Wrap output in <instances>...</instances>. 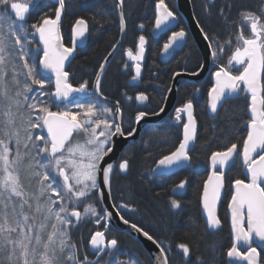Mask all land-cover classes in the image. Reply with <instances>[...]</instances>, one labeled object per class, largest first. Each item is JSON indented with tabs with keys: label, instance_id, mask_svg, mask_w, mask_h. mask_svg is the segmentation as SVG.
I'll return each mask as SVG.
<instances>
[{
	"label": "snow or ice",
	"instance_id": "6c2138e0",
	"mask_svg": "<svg viewBox=\"0 0 264 264\" xmlns=\"http://www.w3.org/2000/svg\"><path fill=\"white\" fill-rule=\"evenodd\" d=\"M31 3L32 0H0V264H139L137 260L120 259L117 254L119 241L109 239L105 231L96 230L90 234L88 244L99 258L94 262L89 260L88 255L80 259L78 245L71 240L69 230L87 218H92V223L96 225L105 221L102 227H109L112 213L107 208L98 211L96 204L84 201L98 194L102 202L98 173H102L103 187L109 190V199H112L111 174L114 164H103L104 158L114 150L115 137H131L136 129L125 133L122 124L116 122L115 114L121 112L119 102L114 113L113 109L98 101L81 103L72 98L74 93H88V84L85 81L74 87L69 82V72L65 70V62L74 51L72 47H65L59 37L58 22L65 0H58L55 19L45 17L42 22L31 25V29L35 30L32 35L39 34L43 55L39 58V66L30 62L33 41L29 39L24 21ZM123 5L124 0H117L121 33L126 27ZM156 10L157 29L175 18L165 0H157ZM220 15H225L223 8ZM240 17L237 44L228 64L241 65L243 70L237 75L225 67L213 72L215 83L208 92V103L215 113L226 99L241 92L248 94L250 117L246 122L247 135L243 139L242 149L232 143L223 151L211 153L213 170L204 183L202 205L208 226L213 229L219 227L221 221L216 215V203L224 187L226 169L237 155L241 156L249 182L240 179L234 181L235 191L228 205L233 243L226 254L230 260L261 264L264 248L258 251L253 244L258 241L259 245H264V2L258 11L242 10ZM197 27L204 39L209 41L208 47L215 60L224 47L213 49V38L199 22ZM246 28L250 30L249 35H245ZM87 29L88 24L84 19L76 20L73 27L74 46L76 38L84 37ZM185 35L183 29L173 32L163 46L164 51L167 52ZM145 43V37L140 35L135 54L131 49L126 51L128 58L135 62L132 80L140 77L139 61L143 58ZM226 43L231 46L232 41ZM107 59L105 57V61ZM104 68L105 64L102 63L94 85L95 93L100 96L103 95L101 73ZM47 73L54 77L55 87L51 92L45 91V85L51 82ZM147 99L144 93L136 96V100L141 102ZM68 104L79 111L73 112ZM53 105L58 110L52 111ZM60 105L64 107L60 108ZM163 111L164 108H160V112ZM175 112L178 122L183 119L181 113L187 115V122L183 123V138L174 151L157 161L159 168L181 166L191 159L189 152L197 132L193 102L188 100ZM146 115L143 111L138 112L136 122L139 123ZM108 116L113 119H108ZM37 128L46 129L47 135H34L32 130ZM81 132L86 137L84 142L73 143L74 135ZM129 167V159L120 161V172H127ZM24 175L29 181L35 180L38 185L35 192L28 191L22 179ZM184 183L181 181L178 187L183 188ZM81 204L82 211L79 210ZM119 207L127 208L128 205L120 204ZM170 207L177 209L180 204L172 199ZM116 215L124 224L130 223L119 211ZM130 227L159 249L155 254V264H170V248L137 224L131 223ZM241 243L246 246V251L240 250ZM177 248L184 257L190 256L191 248L187 243H180ZM102 253L112 259L103 260ZM197 260L199 262L200 258Z\"/></svg>",
	"mask_w": 264,
	"mask_h": 264
},
{
	"label": "trees",
	"instance_id": "16d2710c",
	"mask_svg": "<svg viewBox=\"0 0 264 264\" xmlns=\"http://www.w3.org/2000/svg\"><path fill=\"white\" fill-rule=\"evenodd\" d=\"M174 2L165 0V4L172 11H176ZM262 2L263 0H213L209 3L208 0H191L197 22L213 38V49L224 47V51L214 60L215 63L218 67L229 69L233 75L242 71V66L228 64L237 44L240 13L242 10L258 11ZM156 3L157 0H124L125 41L120 52L107 66L101 82L102 94L118 100L121 104L122 126L125 133L133 129V120L138 112L143 110L151 114L160 109L175 72H194L201 65L200 53L190 38L167 62L160 60L159 54L166 42V36L153 37L150 34ZM57 7L55 0H35L24 21L29 39L33 41L30 46V62L37 66L41 53L37 50L36 37L35 34L32 35L35 30L31 29V25L42 22L45 17L53 18ZM221 8L224 9V16L220 15ZM77 19H84L88 24L87 41L84 46L76 48L66 71L69 72V82L74 87L87 81L88 88H91L103 58L116 43L119 35L116 0H65L60 30L64 45L67 47L72 46L71 31ZM248 33L249 29L246 28L245 35ZM140 35L146 40L145 56L140 63L142 74L139 85L131 86L128 82L133 76L132 67L135 62L128 58L126 51L131 49L135 54ZM229 40L232 41L231 46L226 43ZM50 81L45 91H53V83L51 79ZM211 87V77H207L199 85L185 83L178 90L175 108L182 107L191 100L197 121L195 143L189 152L191 159L187 167L169 175L153 174L157 161L163 155L174 151L182 138L184 119L178 122L175 119L176 112H173L167 122L149 126L141 132L138 140L130 144L120 157V161L124 158L130 160L129 170L121 173L116 167L111 177L113 203L128 205L127 208L120 210V214L163 242L166 248H170L168 252L170 264H227L226 253L232 244L226 210L232 182L243 179L239 159L235 160L224 178V196L218 211L221 227L218 230L208 229L205 223L201 213V195L208 176V160L211 153L223 151L232 143L242 148L243 139L247 135L246 122L250 117L249 96L241 92L235 98L226 99L217 112L210 115L207 111V95ZM140 92L148 97L146 104H138L135 101V95ZM125 98H128L127 101ZM74 99L81 103L98 101L91 96ZM67 106L73 112L79 111L71 104ZM59 107L63 108L64 105ZM51 110L56 111L58 108L53 105ZM107 118L113 119L112 116ZM41 135L46 136L44 132ZM76 137L81 139L85 134L81 132L76 134ZM181 181L185 182L184 192L179 196L172 195L173 188ZM172 199L179 202V208L170 207ZM85 201L96 204V194L89 196ZM101 228L87 218L79 226L69 230L71 240L78 245L80 259H83L84 255H88L89 260L93 262L99 259L89 251L87 242L90 234ZM107 237L119 241L117 254L120 259L137 260L139 264H152L137 241L126 233L109 228ZM180 243H187L190 246L189 257H184L182 251L177 248ZM101 256L103 260L112 259L105 254ZM261 264H264V253Z\"/></svg>",
	"mask_w": 264,
	"mask_h": 264
},
{
	"label": "water",
	"instance_id": "95a60500",
	"mask_svg": "<svg viewBox=\"0 0 264 264\" xmlns=\"http://www.w3.org/2000/svg\"><path fill=\"white\" fill-rule=\"evenodd\" d=\"M55 1H56V3L59 6L58 0H55ZM174 1H175V4H176L177 11L180 14V16H182V18L184 19L185 24H186V26L188 28V31H189V35L191 36L192 40L194 41V43H195V45H196V47H197V49H198V51H199V53L201 55V65H203V67L201 68V65H200L199 69L195 71V72L198 73L197 75H192L189 72H176V73H179V75H175L176 74L175 73L172 76L168 91L166 93V96L164 98L163 104L161 106V108L162 107L164 108V111L160 112V110H159L157 112V113H159L158 115L157 114H147L144 118L141 119V121L139 123H137L136 120H135L133 128H135L136 131L131 137H127V138L120 137V136L115 137L114 138V150L111 153H109L104 158L103 164H105V165L107 163H113L114 167H115V165L117 163V160L119 159L123 149L127 145H130V144L136 142L138 140L139 136H140V133L146 127H148L150 125L162 124L163 122H165L167 120L168 116L170 115L171 111L174 108L178 89L183 84H185V83L200 84L207 76H209L210 74L213 73V68H214V66H216L214 64V60H213V58L211 56V50L208 47L209 41L204 39L203 34L201 33L200 29L197 27V23L198 22L196 21L194 13H193L191 0H174ZM116 4H117V0H116ZM63 11H64V9L62 10V13H61V19L58 22V29H59L60 42L63 43V45H64L63 37H62V34H61V30H60L61 22H62V19H63ZM156 11L157 10H156V5H155V7H154L155 19H156ZM117 13H118V18H119L120 9H118V8H117ZM50 19H55V16L53 18H50ZM119 22H120V19H119ZM176 25H177V19L175 17L174 19H170L169 21H167L164 25L161 26V28L157 29L156 26H155V20H154V25H153L151 34L154 37H157V36H159L162 33H165V32H168V31H173L175 29ZM125 34H126V27H125V31L123 33H121V31L119 29V36H118L117 42L115 44L116 47L112 48L108 52V54L105 56V57L108 58L107 61H105V57L102 60L101 64L102 63L105 64V68H104L103 72L101 73V79H102V77L104 75V72H105L107 66L112 61V59L114 58L116 53L119 51L120 47L122 46V44L124 42V39H125ZM86 35H87V31H86L84 37L76 38L75 47H81V46L85 45ZM71 36H72V45L74 46L73 28H72V31H71ZM36 40H37V45H38L37 50L41 53V56H42L43 55V51H42L43 50V45L39 41V34L38 33H36ZM183 43H184V38H182L181 40L176 41L173 44V46L167 52H165L164 48H163L162 51H161V54H160L161 60L163 62H166L167 60H169V58L172 56L173 51H176V50L180 49L182 47ZM65 47H67V46H65ZM110 53H111V55H109ZM73 57H74V51H73V54L70 57V59L65 62V70L67 69V67H68L69 63L71 62V60L73 59ZM38 66H39V62H38ZM99 71H100V66H99L97 72H99ZM97 72H96V74H97ZM46 75L50 79H52L53 91H54V87H55V85H54V77H52L51 73H47ZM95 81H96V76H95L92 88L88 90V93H74V94H72V98L75 97V96H78V97L92 96V97L98 99L100 102L105 103V104H107L109 106H112L114 108L113 112L115 113V108L117 106V103L115 101L103 96V95L102 96L97 95L95 93V90H94ZM212 81H213V84H214L215 83V78H214L213 75H212ZM131 82H136V80H132ZM234 97H236V96H234ZM234 97H232V98H234ZM208 100H209V98H208ZM143 102H145V101H143ZM249 102H250V96H249ZM218 108H219V106H218ZM208 112L210 114H213V112L211 111V109L209 107V103H208ZM184 117H185V122H187V115L184 114ZM115 118H116V122L117 123H121V119H122L121 112L120 113H116L115 114ZM43 131L47 135V130L43 128ZM182 138H183V130H182ZM193 144H194V142L192 143L191 147L193 146ZM240 162H241V165L243 167L244 182L247 183V182H249V179H248V176H247L246 168H245V166L242 163L241 156H240ZM188 163H189V161L185 162L181 166H172L171 168H167V169L159 168L157 163H156V165L153 168V174L154 175H169V174H172V173H174L176 171H179L180 169L185 168L188 165ZM230 166L226 169V171L230 168ZM209 167H210V172H209V174H210L211 171L213 170L212 167H211L210 159H209ZM111 177H112V174H111ZM207 179H208V177H207ZM97 183L101 186L100 191L103 192V199H102V202H101L100 199H99L98 194H96V204H97V207H98L99 211H102V209L107 208L112 213L111 219L108 221L109 226L112 229H114L115 231L124 232L127 235H129L132 239L136 240L139 243V245L142 247V249L145 251V253L148 255V257L150 258L151 263L155 264V261H156V255L155 254L159 252V249H157L156 245L153 244L151 241H149L141 233H137L134 229H132L130 227L131 222L128 225H126V224H124L122 222L120 217L116 215L117 211L120 212V210H122L124 208H121L119 206L113 207V205H115V204L113 203L112 199L111 200L109 199V195H108L109 190L107 188L103 187L102 173H98L97 174ZM223 188L221 189L220 199L216 203V215H217V212H218V208H219V204H220L221 198L223 196ZM183 189H184V187L180 188V187L177 186L172 191V193L174 195H179L183 191ZM231 190H232V195H233V193L235 191L234 183L232 184ZM202 194H203V191H202ZM231 198H232V196H231ZM230 202H231V199H230L229 203ZM201 212H202V216H203V218L205 220V223H206L208 229L216 230V229H218L220 227L219 226V227L213 229V228H210L208 226V224H207V215H206V213H205V211L203 209V205H202V195H201ZM227 213H228V220H229V224H230V232H231L232 243H233V233H232V229H231V210L229 209V207L227 208ZM239 247H240V250L246 251V246H244L242 243L239 245ZM253 247H257V250L259 251L261 248H264V245H259V242L257 241L255 244H253ZM88 248L93 253L94 250L91 249L90 245H88ZM227 264H247V262L246 261H240V260H237V259H231L230 260L227 257Z\"/></svg>",
	"mask_w": 264,
	"mask_h": 264
},
{
	"label": "flooded vegetation",
	"instance_id": "af4514ba",
	"mask_svg": "<svg viewBox=\"0 0 264 264\" xmlns=\"http://www.w3.org/2000/svg\"><path fill=\"white\" fill-rule=\"evenodd\" d=\"M174 5H175V9H176V11H172V10H170V11H172L173 13H174V16L176 17V19H177V25H176V27H175V29L173 30V31H168V32H165V33H162V34H160L159 36H161V35H165L166 36V42L168 41V39H169V37L172 35V33L173 32H178V31H180V30H184L185 31V33H186V35H185V37H184V43H183V45H182V47L180 48V49H178V50H176V51H173V53H172V56L174 55V53L175 52H177V51H179V50H181L183 47H184V45H185V43H186V40L188 39V38H190L191 40H192V38H191V36L189 35V31H188V28H187V26H186V24H185V21H184V19L182 18V16H180V14L178 13V11H177V8H176V4H175V2H174ZM155 7V6H154ZM196 19V18H195ZM154 20H155V13H154ZM197 21V20H196ZM153 25H154V21H153ZM74 26V25H73ZM73 28V27H72ZM119 28H120V22H119ZM152 28H153V26H152ZM151 31H152V29L150 30V34H151ZM119 36V35H118ZM151 36H153L152 34H151ZM159 36H157V37H159ZM125 37H126V34H125ZM154 37V36H153ZM118 39V38H117ZM86 41H87V35H86ZM124 41H125V39H124ZM193 41V40H192ZM117 42V41H116ZM165 42V43H166ZM86 43V42H85ZM164 43V44H165ZM193 43H194V41H193ZM116 44V43H115ZM114 44V45H115ZM123 44H124V42H123ZM122 44V45H123ZM194 45H195V43H194ZM164 46V45H163ZM196 46V45H195ZM70 47H72V48H74V55H75V51H76V48L77 47H75V46H70ZM82 47V46H81ZM113 48V47H112ZM111 48V49H112ZM121 48H122V46L120 47V49H119V51L116 53V55L120 52V50H121ZM197 48V47H196ZM110 49V50H111ZM162 49H163V47H162ZM162 49H161V51H162ZM109 50V51H110ZM198 50V49H197ZM161 51H160V54H161ZM108 54V53H107ZM106 54V55H107ZM160 54H159V58H160ZM105 55V56H106ZM115 55V56H116ZM114 56V57H115ZM144 56H145V45H144V54H143V59H144ZM171 56V57H172ZM201 56V55H200ZM170 57V58H171ZM169 58V59H170ZM104 59V58H103ZM114 59V58H113ZM112 59V60H113ZM143 59L141 60V61H139V63H141L142 61H143ZM160 60H161V58H160ZM162 61V60H161ZM168 61V60H167ZM166 61V62H167ZM163 62V61H162ZM165 63V62H164ZM214 64L216 65V66H214V68H213V72H215V71H217L220 67H218V65L215 63V61H214ZM140 67H141V64H140ZM200 67V66H199ZM199 69V68H198ZM197 69V70H198ZM196 71V70H195ZM194 71V72H195ZM132 72H133V76L135 75V68H134V66L132 67ZM177 72H186V71H177ZM105 73V72H104ZM176 73V72H175ZM174 73V74H175ZM189 73H192V72H189ZM141 74H142V68H141V73H140V77H141ZM173 74V75H174ZM172 75V76H173ZM96 76V75H95ZM104 76V75H103ZM132 76V77H133ZM140 77L138 78V79H136V82H131L132 81V78L129 80V82H128V84L129 85H131V86H137V85H139V83H140ZM207 77H211V80H212V74H210L209 76H207ZM206 77V78H207ZM103 78V77H102ZM172 78V77H171ZM205 78V79H206ZM94 79H95V77H94ZM204 79V80H205ZM203 80V81H204ZM202 81V82H203ZM93 82H94V80H93ZM101 82H102V79H101ZM171 82V81H170ZM201 82V83H202ZM200 83V84H201ZM193 84V83H192ZM92 85H93V83H92ZM170 85V84H169ZM184 85V84H183ZM195 85H199V84H195ZM212 85H213V81H212ZM91 88H92V86H91ZM91 88H88V90L89 89H91ZM169 88V87H168ZM179 90V89H178ZM167 91H168V89H167ZM167 91H166V93H167ZM140 93H142V92H140ZM139 93H137L136 95H135V101L138 103V104H146V102H147V100H145V102H141V101H138V100H136V96L138 95ZM177 95H178V92H177ZM104 96V95H103ZM165 96H166V94H165ZM238 96V95H237ZM236 96V97H237ZM85 97H89V96H85ZM92 97V96H91ZM105 97H107V96H105ZM83 98V97H82ZM107 98H109V99H111V100H113V101H115L116 103L117 102H119L118 100H116V99H113V98H110V97H107ZM165 98V97H164ZM177 98V97H176ZM235 98V97H234ZM127 99L128 98H125V100L127 101ZM164 101V100H163ZM207 102H208V95H207ZM176 103V102H175ZM103 104H105V103H103ZM163 104V103H162ZM105 105H107V104H105ZM107 106H109V105H107ZM162 106V105H161ZM221 106V105H220ZM219 106V107H220ZM109 107H111L113 110H114V108L112 107V106H109ZM119 107H120V109H121V116H122V107H121V104H120V102H119ZM161 108V107H160ZM175 105H174V108H173V110L171 111V113H170V115L168 116V118H167V120L165 121V122H167L169 119H170V117H171V115L173 114V112L175 113ZM160 110V109H159ZM158 110V111H159ZM143 111V110H142ZM157 111V112H158ZM207 111H208V103H207ZM143 112H145V111H143ZM157 112H155V113H157ZM146 114H150V113H147V112H145ZM155 113H151V114H155ZM209 113V112H208ZM210 114V113H209ZM213 114H215V113H213ZM213 114H210V115H213ZM137 115V114H136ZM136 115H135V118H136ZM183 119H184V122H185V117H184V113H183ZM122 118H123V116H122ZM134 118V120H133V126H134V121L136 120ZM164 123V122H163ZM162 123V124H163ZM121 124H122V119H121ZM158 125H161V124H158ZM150 126H156V125H150ZM149 127V126H148ZM147 128V127H146ZM182 130H183V127H182ZM141 134V133H140ZM182 139V138H181ZM194 143H195V141H194ZM179 145V144H178ZM129 145H127L124 149H123V151H122V153L124 152V150L128 147ZM193 146H194V144H193ZM192 146V147H193ZM191 147V148H192ZM242 149V148H241ZM122 153H121V155H122ZM121 155H120V157H121ZM120 157H119V159L117 160V163H116V165H115V167H114V169L116 168V167H118L119 168V163H120ZM239 159V163L241 164V162H240V156L239 155H237L236 156V158H235V160L236 159ZM209 159H210V157H209ZM190 162V161H189ZM235 162V161H234ZM233 162V163H234ZM233 163H232V165H233ZM156 165V164H155ZM188 165H189V163H188ZM187 165V166H188ZM231 165V166H232ZM186 166V167H187ZM231 166H230V168H231ZM241 167H242V165H241ZM229 168V169H230ZM228 169V170H229ZM228 170L226 171V173L228 172ZM120 171V170H119ZM242 171H243V167H242ZM209 172H210V167H209V160H208V175H209ZM122 173V172H121ZM208 177V176H207ZM207 179V178H206ZM240 180H244V173H243V179H240ZM206 181V180H205ZM205 183V182H204ZM234 182H232V184H233ZM232 184H231V186H230V190H231V187H232ZM184 185H185V183H184ZM178 186V185H177ZM177 186H175L174 188H173V190L177 187ZM203 187H204V185H203ZM225 188V187H224ZM224 188H223V196H224ZM184 189H185V186H184ZM184 189H183V191L179 194V195H181L183 192H184ZM172 190V191H173ZM203 191V190H202ZM172 193V192H171ZM172 195H174L173 193H172ZM179 195H174V196H179ZM223 196H222V198H223ZM231 196H232V190L230 191V197H229V200H228V202H227V208H228V204H229V201H230V199H231ZM222 198H221V201H222ZM221 201H220V204H219V208H220V205H221ZM116 205V204H115ZM116 206H118V205H116ZM219 208H218V211H219ZM97 209H98V207H97ZM202 213V212H201ZM226 213H227V210H226ZM217 217H218V212H217ZM219 219V218H218ZM227 220H228V213H227ZM105 223V221H101V224L99 225L100 227H102V225ZM228 224H229V220H228ZM220 227H221V224H220ZM219 227V228H220ZM109 228H111L110 226L107 228V229H105V228H101V230L100 231H105L106 233L108 232V230H109ZM218 228V229H219ZM112 229V228H111ZM218 229H216V230H218ZM229 230H230V224H229ZM213 231V230H212ZM215 231V230H214ZM230 235H231V232H230ZM90 239V238H89ZM231 240H232V236H231ZM136 241V240H135ZM138 243V242H137ZM139 244V243H138ZM88 242H87V247H88ZM231 246H232V244H231ZM142 248V247H141ZM89 249V248H88ZM260 250H262V248L260 249ZM259 250V251H260ZM91 252V251H90ZM92 253V252H91ZM103 254V253H102ZM226 263H227V254H226Z\"/></svg>",
	"mask_w": 264,
	"mask_h": 264
},
{
	"label": "rangeland",
	"instance_id": "374dc122",
	"mask_svg": "<svg viewBox=\"0 0 264 264\" xmlns=\"http://www.w3.org/2000/svg\"><path fill=\"white\" fill-rule=\"evenodd\" d=\"M34 1H35V0H33V2H34ZM212 1H213V0H211V3H212ZM18 2H24V0H18ZM33 2L31 3V6H32ZM208 2L210 3V0H208ZM263 2H264V0H263ZM30 8H31V7H30ZM249 34H250V30H249V33H248L247 35H249ZM35 37H36V33H35ZM36 41H37V40H36ZM231 66H232V65H231ZM233 66H241V65H233ZM242 70H243V69H242ZM21 79H23V78H21ZM46 86H47V84L45 85V90H46ZM34 87H38V86H34ZM12 92H13V93L15 92V88L12 89ZM0 119H2V118H0ZM32 131H33L34 135H41V133L43 132V128L33 129ZM85 139H86V137H83V138L81 137V139H79L78 137L75 138V135H74V137H73V143H76V142H81V143H83ZM37 143H40V142H37ZM22 179L24 180V183H25V185L27 186L29 192H35V191H36L38 185L36 184L35 180H31V181H29V179L27 178L26 175L22 176ZM57 179L59 180L60 178L57 177ZM61 183H62V181H61ZM53 198H54V197H53ZM84 203H86V201H84ZM79 210H80V211L83 210V204H81ZM25 211H28V209L25 208ZM90 219L92 220V218H90ZM73 220H74V219H73Z\"/></svg>",
	"mask_w": 264,
	"mask_h": 264
}]
</instances>
